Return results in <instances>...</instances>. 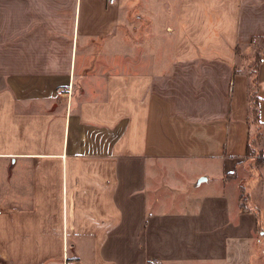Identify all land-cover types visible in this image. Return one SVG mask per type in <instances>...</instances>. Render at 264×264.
Instances as JSON below:
<instances>
[{"label":"crops","instance_id":"1","mask_svg":"<svg viewBox=\"0 0 264 264\" xmlns=\"http://www.w3.org/2000/svg\"><path fill=\"white\" fill-rule=\"evenodd\" d=\"M261 37L264 0H0V264H264Z\"/></svg>","mask_w":264,"mask_h":264},{"label":"rangeland","instance_id":"2","mask_svg":"<svg viewBox=\"0 0 264 264\" xmlns=\"http://www.w3.org/2000/svg\"><path fill=\"white\" fill-rule=\"evenodd\" d=\"M254 45L245 50H241L239 48V55L242 58V69H246L249 71L253 77V83L251 86L252 97L257 99V87H258V77L256 75L258 68V61L264 55V37L258 38L254 41ZM121 66V65H120ZM127 67L126 65H124ZM130 66V65H128ZM256 93V94H255ZM252 98V99H253ZM253 101V105H254ZM249 121L252 124V138L251 144L249 146L248 155L252 157V160L249 162V166L253 168H258L264 162V155L261 149V141H262V127L260 125L259 120V112L255 111L254 106H252L249 114ZM247 197L246 191L243 187H241L240 193V205L244 210L247 207ZM262 227L259 226V229ZM263 250L261 249V252Z\"/></svg>","mask_w":264,"mask_h":264},{"label":"trees","instance_id":"3","mask_svg":"<svg viewBox=\"0 0 264 264\" xmlns=\"http://www.w3.org/2000/svg\"><path fill=\"white\" fill-rule=\"evenodd\" d=\"M260 60H261V58H259L258 64H259ZM252 94H253V93L251 92V108H252V106H254L255 111L258 113V112H259V109H258V101H259V97H258V95H257V99H255V98L252 97ZM255 94H256V93H255ZM257 94H258V92H257ZM252 98H253V99H252ZM253 101L255 102L254 105H253ZM249 146H250V144H249L248 147H247V153H248V150H249Z\"/></svg>","mask_w":264,"mask_h":264},{"label":"built area","instance_id":"4","mask_svg":"<svg viewBox=\"0 0 264 264\" xmlns=\"http://www.w3.org/2000/svg\"><path fill=\"white\" fill-rule=\"evenodd\" d=\"M110 3H114L116 0H108ZM60 92V91H59Z\"/></svg>","mask_w":264,"mask_h":264}]
</instances>
